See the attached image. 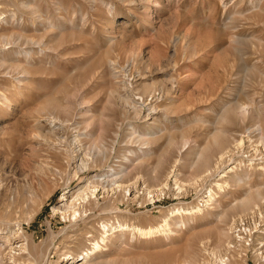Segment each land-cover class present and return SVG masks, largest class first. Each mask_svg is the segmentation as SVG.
<instances>
[{"label":"rangeland","instance_id":"obj_1","mask_svg":"<svg viewBox=\"0 0 264 264\" xmlns=\"http://www.w3.org/2000/svg\"><path fill=\"white\" fill-rule=\"evenodd\" d=\"M236 105L243 119L218 123ZM259 133L264 0H0L2 264H67L100 240L103 220L127 228L99 241L93 264L211 260L220 229L242 215L233 206L264 190ZM201 153L211 159L204 171L194 163ZM78 156L88 164L75 171ZM118 167L122 183H137L130 194L102 193L92 179L98 189L75 201V219L53 211L65 191L68 202L86 177ZM164 218L168 227L152 234L131 229ZM15 240L26 242L17 255ZM231 264L258 263L247 253Z\"/></svg>","mask_w":264,"mask_h":264},{"label":"bare ground","instance_id":"obj_2","mask_svg":"<svg viewBox=\"0 0 264 264\" xmlns=\"http://www.w3.org/2000/svg\"><path fill=\"white\" fill-rule=\"evenodd\" d=\"M226 110L221 114V116L218 118L219 121L218 123L220 122H225L226 120L229 119V115L234 118L231 114L234 113V114H237L238 117H240L239 119H243V115H246V107L244 106H241V105H236L234 107H230L229 108H225ZM236 115V116H237ZM245 117V116H244ZM237 118V117H235ZM230 120V119H229ZM232 120V119H231ZM230 120V121H231ZM229 122V121H227ZM217 124V123H216ZM259 124V123H258ZM219 127V126H218ZM258 127V126H257ZM256 127V128H257ZM255 129V128H254ZM260 129V128H259ZM247 130V129H246ZM245 130V131H246ZM248 133H250V130H247ZM253 132V131H252ZM260 132V131H258ZM261 133V132H260ZM259 133V136L256 137V140H255V143H253V150H256L259 148V144L261 143V145L264 147V137L263 135H261ZM247 135V134H246ZM218 135H215L214 136V139L217 137ZM242 136V135H241ZM252 136V135H251ZM75 137V136H74ZM213 137V136H212ZM243 138V137H242ZM241 139V138H240ZM249 140V139H248ZM216 141V139H215ZM237 142V141H236ZM242 142V139L240 141L237 142V144H241ZM219 145V144H222V143H216V145ZM76 145V144H75ZM172 145V144H171ZM177 145V144H176ZM260 145V146H261ZM252 146V145H251ZM146 148V147H145ZM249 148V147H248ZM247 148V149H248ZM262 148V147H261ZM79 149V146L77 147L76 151H78ZM141 149V147L139 148V150ZM251 149V150H252ZM80 150V149H79ZM229 150V149H228ZM250 150V151H251ZM141 151V150H140ZM228 151H225L224 153H227ZM140 152L138 151L137 153H133L131 155H138ZM223 153V154H224ZM99 154V153H98ZM230 154V153H228ZM252 153H244L243 154V158H245L246 160H249L250 163L252 164H258V163H262V160H261V157H252L251 156ZM256 154V153H255ZM207 153H201L199 154V156L197 157V159L195 160V164L196 166L198 167L197 169H201V171H204L207 170L208 168H210L209 166L211 165V163L209 162V159L207 157ZM222 155V154H221ZM220 155V156H221ZM103 156V155H102ZM209 156V155H208ZM224 156V155H223ZM221 156V157H223ZM227 156V155H226ZM76 157V156H74ZM78 162H77V165L75 166V171L76 169H79V170H82V169H85L87 167V164H88V161L83 159L81 156L79 157L78 156ZM94 158V157H93ZM97 159V158H96ZM130 158L126 157V161H128ZM211 160V159H210ZM233 164V163H232ZM262 166V165H261ZM234 165H231L230 169H228V171H233L234 168ZM264 167V166H263ZM119 168V167H118ZM117 169V168H116ZM114 170L113 168H108L105 172L103 173H100V174H96V175H89V177H86L83 184L79 185L76 189H74L70 194L72 195V193L74 194V196H72L71 200L70 201H66V193L68 191H65L60 197V201L62 200V202H59L56 206L53 207V211H56V212H59L62 216L61 217H65V214L66 212L68 211H71V218L72 219H75V216L77 214V216L79 215V212L77 210V208H75V201H78V204L80 205V202H83V201H86L88 200L90 197H92V195H94L95 191L98 189V184H99V188L101 189V192H106L108 189L106 186L110 187L109 190H115V191H118V190H123L128 192V194H130L135 188H136V181H133V182H130L128 184H124L122 183V174H123V169H121V167L118 169V170ZM262 169V167H261ZM74 171V172H75ZM200 171V170H199ZM264 171V170H263ZM76 173V172H75ZM236 173V172H235ZM235 173L233 174V176L235 175ZM244 174H247L246 172ZM241 174H237L234 176V182L236 184H239L243 178L240 176ZM243 176V175H242ZM248 176V175H246ZM178 176L174 173V182L178 185V187H180V180H178L177 178ZM92 179H98V184H91V181ZM245 180V179H244ZM247 180V178H246ZM195 181V180H194ZM216 186L218 188H223L222 185L224 184H221L220 182H216L215 183ZM166 185V184H165ZM161 187V186H160ZM183 187V186H182ZM143 189L147 190L148 192L152 191L151 189L152 188H147V186L145 187H142ZM141 188V189H142ZM186 188V187H185ZM180 189V188H179ZM106 190V191H105ZM108 190V191H109ZM155 190V189H154ZM162 190V189H161ZM221 190V189H220ZM262 190H256L254 193L252 191H247L249 193H245V196L242 197L240 199V201L237 203V205L233 206L232 208V212H235L237 211L239 214H242V215H239L237 217H235V219H233L231 221V224L229 225V228L226 229H220L219 233H218V240H217V245L219 246H224V250H226L227 248V245L228 243L231 241V238H232V228L234 227H237L239 225H241V223L243 222L244 220V216H255L257 215L258 219L259 220H262V217L264 215V190L262 192H260ZM252 192V193H251ZM69 195V194H68ZM208 195V200L212 199V192L209 191V193L207 194ZM70 197V196H69ZM207 198V197H206ZM206 198H201L199 200H197V204L195 203L196 207H201L199 205H202V207L206 206L208 200ZM83 204V203H82ZM190 206V205H189ZM80 207V206H79ZM181 210H185L184 208H182ZM174 210L171 211L172 215H176L178 212H179V207L175 209V212L173 213ZM59 214V215H60ZM263 214V215H262ZM171 216V215H170ZM225 216V215H224ZM223 216V217H224ZM246 219V218H245ZM168 224H167V220L164 218L163 219V223L162 224H157V225H152V226H148V227H140V226H132L131 229L139 234H152L156 231H160V229H163V226L166 227ZM100 227L102 229V233L103 235L100 236V240L99 241H102L104 242V238L106 237V235L108 234H111L113 233L115 230V228L118 227L119 232H121L122 230L126 229L127 228V225L125 224H121V223H118L117 225L115 226H111L107 224V222H104V220L101 222L100 224ZM168 227V226H167ZM108 232H111V233H108ZM94 239V238H93ZM25 240V239H24ZM226 240V241H225ZM99 241L96 239V240H93L91 242V245L90 247H86L84 248L83 250L79 251L78 253L74 254V255H68L66 256L65 258V262L64 263H67V264H93L91 260L92 256L99 250L101 249L100 248V243ZM14 243H12V245L10 246V251L12 254L14 255H17L22 249H21V245L23 246V244H21L22 241H13ZM24 242V241H23ZM22 242V243H23ZM222 242V243H221ZM10 243V242H9ZM26 244V242H24V245ZM222 244V245H221ZM217 245H216V248L213 246V248L210 249V251L208 252L210 255V259H206V260H203L202 258V261L201 263L199 264H205V261L207 262V264H220L223 260H221V255H222V251H220L219 249L221 248H217ZM4 246V245H3ZM3 246H1V248H3ZM9 246V245H8ZM7 246V247H8ZM5 247V246H4ZM5 249V248H4ZM26 249V248H24ZM201 249L205 250L206 248L202 245ZM2 250V249H0ZM201 251V250H200ZM201 254V253H200ZM199 255V254H198ZM233 255V254H232ZM94 257V256H93ZM190 262H195V258H191L189 259ZM201 259H199L200 261ZM231 260H233V257L231 259H227L225 260L224 264H231ZM257 260V263L258 264H264V260L261 261V259H256ZM209 261V262H208ZM3 260L0 259V264H2ZM96 264V262H95ZM98 264H105V263H100L98 262Z\"/></svg>","mask_w":264,"mask_h":264},{"label":"built area","instance_id":"obj_3","mask_svg":"<svg viewBox=\"0 0 264 264\" xmlns=\"http://www.w3.org/2000/svg\"><path fill=\"white\" fill-rule=\"evenodd\" d=\"M226 248L221 255V260L224 262L234 256L246 258L247 253L251 254V256L253 255V259H261L263 261L264 215L262 220H259L257 215L244 216L241 225L232 228V238ZM223 261L220 264H224Z\"/></svg>","mask_w":264,"mask_h":264}]
</instances>
